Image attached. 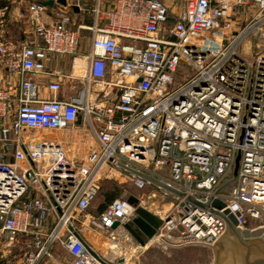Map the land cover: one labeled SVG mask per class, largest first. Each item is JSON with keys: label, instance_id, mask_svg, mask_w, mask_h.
Masks as SVG:
<instances>
[{"label": "built area", "instance_id": "obj_1", "mask_svg": "<svg viewBox=\"0 0 264 264\" xmlns=\"http://www.w3.org/2000/svg\"><path fill=\"white\" fill-rule=\"evenodd\" d=\"M43 1L30 4L18 46L0 32L2 264H47L56 247L69 264H102L67 225L87 242L88 228L111 244L125 234L132 195L88 212L105 170L134 183L139 205L149 187L176 199L154 237L167 246H212L227 228L188 195L223 201L211 207L240 229L263 227L264 0H174L172 20L166 0L55 1L52 23ZM73 6L91 24H77ZM81 30L83 75L51 69L76 55ZM69 76L82 80L74 92Z\"/></svg>", "mask_w": 264, "mask_h": 264}, {"label": "rangeland", "instance_id": "obj_2", "mask_svg": "<svg viewBox=\"0 0 264 264\" xmlns=\"http://www.w3.org/2000/svg\"><path fill=\"white\" fill-rule=\"evenodd\" d=\"M87 1L91 4L95 2V0H85V2ZM166 1L171 7L170 9L172 12L170 16L172 20V18L176 16L178 8L175 6L174 0ZM79 18L80 17L77 18V24L82 21V19ZM85 21H87V19ZM13 24L11 22V25ZM75 28H77L76 25ZM9 30H11V32L6 34V37L14 46H18L17 42L21 39L23 29H21V26L18 23L15 27L11 26ZM89 48L90 32L88 30H81L80 44L76 56L84 54ZM68 89L70 90V87H67V90ZM107 175V170L102 172L101 189L93 202V206H98V204L103 203L105 199L104 194L111 191L117 190L119 192V195L116 198L136 195L141 192L126 175L116 172H113L111 176ZM144 191L149 195V198L142 204V206L157 215L166 213L176 201L173 196L164 197L160 193L156 194V196H152V187H149ZM252 226L257 227L258 223L252 222ZM262 226L264 227V224ZM84 232L88 242L95 247V250L102 257L113 262H119L123 259L124 261L121 264H212L214 259L211 246L185 245L172 247L153 239L148 246L142 247L127 230L119 241L111 244L103 241L102 237L93 235L90 229ZM1 243L2 242L0 241V254L4 252ZM58 249L59 252H57V256L68 257V253L65 249L61 247ZM70 261L71 260L68 258V262ZM2 262L3 260L0 259V264H2Z\"/></svg>", "mask_w": 264, "mask_h": 264}, {"label": "water", "instance_id": "obj_3", "mask_svg": "<svg viewBox=\"0 0 264 264\" xmlns=\"http://www.w3.org/2000/svg\"><path fill=\"white\" fill-rule=\"evenodd\" d=\"M58 3L67 5V0H56ZM55 0H45L43 4L52 6ZM75 12L79 11L77 6H73ZM238 155L234 169L233 179L235 178L239 166ZM187 200L203 207L204 209L225 219L227 228L223 235L211 246L214 254L212 264H264V230L263 227H256L253 229H240L237 226V220L229 210L224 213L214 209L211 206L219 209L225 206V203L219 199H213L210 205H207L198 199L188 195ZM129 202L136 206L135 216L129 222L124 223V228L135 238L140 246L145 247L154 239L162 227L164 220L161 216L151 212L146 207L139 205L137 197L130 196ZM169 215L166 216L168 220ZM83 242L86 249L102 264L108 263L99 253H97L87 241L81 239L73 228L67 225ZM119 226L116 221L113 228ZM123 259L119 263H123Z\"/></svg>", "mask_w": 264, "mask_h": 264}, {"label": "crops", "instance_id": "obj_4", "mask_svg": "<svg viewBox=\"0 0 264 264\" xmlns=\"http://www.w3.org/2000/svg\"><path fill=\"white\" fill-rule=\"evenodd\" d=\"M9 4L5 5V6H1L0 7V15H4V19H5V26L1 28L2 25H0V32H4V37L7 39L8 43L12 42L10 40H8V38L6 37V34H9L11 32V30H9L11 28V26L15 27V25H17L18 23L21 26L22 30V34L23 31L26 32L27 28L30 25V16H29V6L30 4L34 1V0H8ZM56 1V0H55ZM86 3H89V1H87ZM103 3L105 6H109L110 1L109 0H103ZM60 4V3H59ZM59 4L57 2H55L52 6H49L48 11L46 14L42 15L41 20L46 22V23H52L55 15H54V11L56 8H58ZM75 18L77 19L78 17H80L79 19H82V21H80V23L89 25L92 22V17L89 14H83L82 12L79 13L75 12ZM87 19V21H85ZM11 22L13 25H11ZM16 23V24H15ZM79 23V24H80ZM9 25V26H8ZM21 34V35H22ZM90 50V48L85 51L84 54L76 56V55H69V56H58L55 57L52 62L50 63V68L54 69V68H61L63 69V71L67 74V75H79L82 76L83 73H80V64L82 62V64H87V59H86V53H88ZM80 67V68H79ZM65 88L67 89V87L70 89H72V92H74L75 90L73 88L78 87L82 84V80H78L75 81L73 80V77L70 78L67 77L65 80ZM84 82V81H83ZM69 90V89H68ZM94 202V201H93ZM99 208H97V206H93V203L89 209V215L90 216H97L99 215L101 212L100 210H98ZM89 229V228H88ZM87 229V230H88ZM91 231V229H90ZM95 236H98L96 234H94ZM103 239V238H102ZM105 241V240H104ZM59 247H56L54 250V258L49 260L47 262V264H69L68 262V258L69 260H71L70 255L68 254V257H59L57 256V252H59ZM60 255V254H58Z\"/></svg>", "mask_w": 264, "mask_h": 264}, {"label": "trees", "instance_id": "obj_5", "mask_svg": "<svg viewBox=\"0 0 264 264\" xmlns=\"http://www.w3.org/2000/svg\"><path fill=\"white\" fill-rule=\"evenodd\" d=\"M8 4H9L8 0H0V7L8 5ZM118 195H119V192L117 190L116 191H111V192H109L107 194L105 193L104 194V196H105L104 202L98 204V206H97V208H99L98 210H100V212L103 211L107 207V205L109 203H111Z\"/></svg>", "mask_w": 264, "mask_h": 264}, {"label": "bare ground", "instance_id": "obj_6", "mask_svg": "<svg viewBox=\"0 0 264 264\" xmlns=\"http://www.w3.org/2000/svg\"><path fill=\"white\" fill-rule=\"evenodd\" d=\"M263 230H264V227H263ZM147 246H148V244H147ZM146 247V246H145Z\"/></svg>", "mask_w": 264, "mask_h": 264}]
</instances>
